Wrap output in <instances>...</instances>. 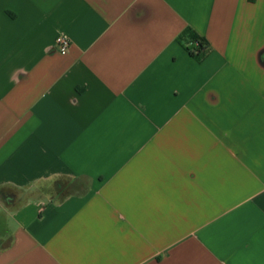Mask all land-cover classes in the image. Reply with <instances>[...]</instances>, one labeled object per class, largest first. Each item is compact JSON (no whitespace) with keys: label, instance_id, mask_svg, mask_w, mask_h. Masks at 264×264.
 Here are the masks:
<instances>
[{"label":"crops","instance_id":"crops-1","mask_svg":"<svg viewBox=\"0 0 264 264\" xmlns=\"http://www.w3.org/2000/svg\"><path fill=\"white\" fill-rule=\"evenodd\" d=\"M0 264H264V0H0Z\"/></svg>","mask_w":264,"mask_h":264},{"label":"trees","instance_id":"trees-1","mask_svg":"<svg viewBox=\"0 0 264 264\" xmlns=\"http://www.w3.org/2000/svg\"><path fill=\"white\" fill-rule=\"evenodd\" d=\"M208 48H209V43L204 39L198 38L196 42L193 44V46L188 49L191 56L199 59L200 57H202V55L205 53V51Z\"/></svg>","mask_w":264,"mask_h":264},{"label":"built area","instance_id":"built-area-1","mask_svg":"<svg viewBox=\"0 0 264 264\" xmlns=\"http://www.w3.org/2000/svg\"><path fill=\"white\" fill-rule=\"evenodd\" d=\"M72 43L67 36H59L55 42V49L62 55L69 53Z\"/></svg>","mask_w":264,"mask_h":264}]
</instances>
